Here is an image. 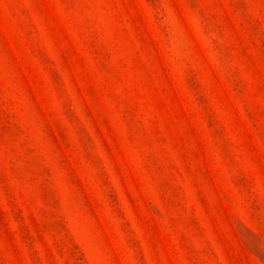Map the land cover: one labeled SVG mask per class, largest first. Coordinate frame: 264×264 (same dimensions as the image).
<instances>
[{
	"label": "rangeland",
	"instance_id": "rangeland-1",
	"mask_svg": "<svg viewBox=\"0 0 264 264\" xmlns=\"http://www.w3.org/2000/svg\"><path fill=\"white\" fill-rule=\"evenodd\" d=\"M0 264H264V0H0Z\"/></svg>",
	"mask_w": 264,
	"mask_h": 264
}]
</instances>
